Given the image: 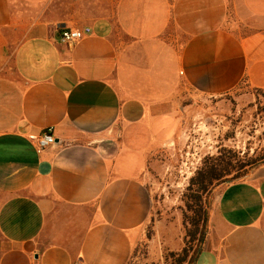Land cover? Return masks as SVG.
<instances>
[{
  "label": "crops",
  "instance_id": "obj_1",
  "mask_svg": "<svg viewBox=\"0 0 264 264\" xmlns=\"http://www.w3.org/2000/svg\"><path fill=\"white\" fill-rule=\"evenodd\" d=\"M242 85L264 90V0H0V264H127L148 167ZM193 264H264V163L213 190Z\"/></svg>",
  "mask_w": 264,
  "mask_h": 264
},
{
  "label": "rangeland",
  "instance_id": "obj_2",
  "mask_svg": "<svg viewBox=\"0 0 264 264\" xmlns=\"http://www.w3.org/2000/svg\"><path fill=\"white\" fill-rule=\"evenodd\" d=\"M185 132L177 157L167 155L170 163L158 166L168 174L157 176L158 171L148 167L151 182L158 185L152 195L156 200L152 224L147 227L152 237L136 247L127 264H171L169 253H180L186 246L182 195L205 159L228 150L242 160L264 162V90L242 85L214 102H206L192 116ZM155 220L163 221L157 233ZM191 245L195 249L196 241ZM188 261L183 264H191Z\"/></svg>",
  "mask_w": 264,
  "mask_h": 264
},
{
  "label": "trees",
  "instance_id": "obj_3",
  "mask_svg": "<svg viewBox=\"0 0 264 264\" xmlns=\"http://www.w3.org/2000/svg\"><path fill=\"white\" fill-rule=\"evenodd\" d=\"M256 159L242 160L228 150H222L217 157L204 160L202 166L189 178L186 192L182 195V211L186 246L180 253H169L171 264H183L187 260L193 264L205 241L208 231V214L213 190L227 182L245 177L251 169L262 164ZM232 176L231 178L228 176ZM152 233L148 231L146 238ZM196 241L195 249L191 243Z\"/></svg>",
  "mask_w": 264,
  "mask_h": 264
},
{
  "label": "built area",
  "instance_id": "obj_4",
  "mask_svg": "<svg viewBox=\"0 0 264 264\" xmlns=\"http://www.w3.org/2000/svg\"><path fill=\"white\" fill-rule=\"evenodd\" d=\"M83 34L86 35L90 32V29L85 28L83 29ZM79 39H81V32L79 30H73V29H60L58 34V40L62 44H73L77 42ZM54 136L52 133V129L48 128L41 134L37 136H31L30 141L35 146V149L40 152L47 147H50L54 143Z\"/></svg>",
  "mask_w": 264,
  "mask_h": 264
}]
</instances>
